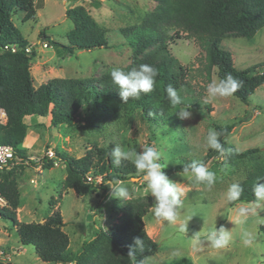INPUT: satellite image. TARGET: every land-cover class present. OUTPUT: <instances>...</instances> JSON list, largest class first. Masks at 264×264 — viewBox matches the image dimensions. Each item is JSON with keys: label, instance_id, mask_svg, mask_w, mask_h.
I'll return each instance as SVG.
<instances>
[{"label": "rangeland", "instance_id": "1", "mask_svg": "<svg viewBox=\"0 0 264 264\" xmlns=\"http://www.w3.org/2000/svg\"><path fill=\"white\" fill-rule=\"evenodd\" d=\"M34 2L36 16L33 20L24 22L23 13L18 11L13 16V22L28 45L37 52V58L31 62L34 68L32 80L36 88L56 79L97 80L110 68L130 65V41L120 33V29L138 24L140 17L151 13L156 7L150 0ZM66 2L69 4L66 5ZM72 6L84 7L98 23L107 27L109 49L75 51L74 54L64 51L62 45L68 44L67 33L74 28L73 22L66 16L67 9ZM41 32H45L49 39L41 42ZM128 38L131 39V36ZM44 43L48 44V48L43 46ZM168 43L171 54L188 69V88L192 92L184 91V96L196 100L202 110L189 109L193 116L182 121L181 129L164 137L159 135L157 139L153 138L148 124L140 119L134 120L129 126L106 120L95 134L80 129L67 131L69 134L65 136L63 130L51 126L50 115L28 117L27 124L32 127L28 132L34 134L28 136L26 141L29 142L27 149L33 157L28 158L25 164L0 169V176L14 169L19 174L21 205L16 210L17 220L21 223H44L54 212L59 211L65 222L63 230L70 238L69 249L73 253L78 252L82 244L91 240L99 229L110 230L119 222L127 201L150 198L154 203V198L144 190L146 182L142 178L123 181L130 193L126 202L111 198L108 185L105 186L109 189L108 194L98 188L94 193L78 196L74 190L64 188L67 171L63 163H57L49 170L43 168L42 159L47 151L65 150L80 158L94 142L104 147L113 145L115 148L120 145L124 150L138 153L142 152L143 146L151 145L162 151V163H168L167 167L183 162L182 159L188 162L206 161L208 169L216 173V183L209 189L197 184L190 174L176 173L168 177L177 183L182 193L181 215L176 224L170 225L155 218L154 208L150 210L144 218L145 228L160 248L157 254L141 264H264V232L261 230L264 227V207L257 208L254 203L229 207L227 190L230 184L241 181L244 173L222 165L218 159H206L210 150L206 145L207 133L209 129H215L216 125H237L228 143L238 151L260 148L264 152V85L257 89L249 104L234 96L209 98L207 85L212 80L218 82L219 77L217 68L213 69L210 79L207 77L204 68L205 50L187 34ZM222 46L232 54L235 67L239 70L264 64V28L252 39L229 37ZM0 122L4 124L2 115ZM32 179L36 182L31 183ZM181 224L187 225L185 231H180ZM215 227L232 231V240L227 249H213L208 245L207 234ZM244 231L253 233V246L242 243ZM0 249L3 263L48 264L39 259L33 246L21 245L13 222L2 217Z\"/></svg>", "mask_w": 264, "mask_h": 264}, {"label": "trees", "instance_id": "2", "mask_svg": "<svg viewBox=\"0 0 264 264\" xmlns=\"http://www.w3.org/2000/svg\"><path fill=\"white\" fill-rule=\"evenodd\" d=\"M150 1L156 4L154 11L140 17L138 24L120 29V33L130 41L132 50V62L122 69L130 71L140 64H151L157 68L159 75L151 94H142L139 99H130L124 104L118 87L110 77L113 68L97 80L56 79L35 90L30 66L37 52L24 40L13 22V16L18 11L23 13L24 22L33 20L36 16L35 2L0 0V110L7 117L5 124L0 123V145L11 146L16 157L24 162L33 157L24 147L29 133L25 118L33 115H50L51 126L63 130L65 136L69 134L67 131L80 129L95 134L106 120L129 126L134 120L140 119L148 124L156 139L159 135L164 137L177 132L181 129L182 120L175 114L176 111L181 108L202 110L196 100L184 96V91L192 92L188 88V69L180 64L169 48L168 42L183 34L194 38L205 50L204 68L207 77L210 79L213 69L217 68L219 80L231 74L242 81L243 87L233 96L249 104L257 89L264 85V64L239 70L235 67L232 54L223 48L222 43L229 37L252 39L264 28V0ZM66 16L74 25L66 36L68 44L62 45L67 54L110 48L107 38L109 30L84 7L72 6L67 9ZM130 36L131 39L128 38ZM45 39H49L47 34L41 32L40 41ZM28 48L30 52H27ZM168 85L177 89L182 105H170L165 91ZM236 126H214L221 133V144L230 151L220 156L216 150L210 149L206 157L218 159L222 165L244 173V178L238 182L243 187V193L239 200L229 201L231 208L241 203H253L256 199L253 193L255 184H264L263 149L238 151L228 143ZM112 148L113 145L104 147L94 142L80 158L56 149L55 159H42L43 168L49 170L56 163H63L67 171L64 188L74 190L78 196L89 195L98 188L108 194L109 189L105 186L110 180L142 178L130 161L115 167L110 156ZM182 161L164 169L168 177L183 173L184 167L192 163L185 159ZM98 178L102 179L100 184L96 182ZM18 180L19 174L15 169L0 176V196L8 203L6 208L1 209L0 217L13 222L21 245L33 246L42 262L141 264L158 253L160 246L148 235L144 223V218L153 208L150 198L127 201L119 222L113 228L99 229L91 240L84 242L81 249L73 253L69 249L70 238L63 230L65 222L59 211L54 212L44 223H21L17 220L16 210L21 205ZM261 230L264 232V227ZM137 238L144 242L142 252L136 249ZM130 250H135V257H129ZM0 264L10 263L0 260Z\"/></svg>", "mask_w": 264, "mask_h": 264}, {"label": "clouds", "instance_id": "3", "mask_svg": "<svg viewBox=\"0 0 264 264\" xmlns=\"http://www.w3.org/2000/svg\"><path fill=\"white\" fill-rule=\"evenodd\" d=\"M159 73L156 67L151 64H140L138 67L125 71L122 68H113L110 71L112 83L118 87L121 100L127 103L130 99L137 100L141 95L151 94L155 90L157 77ZM243 87V82L235 79L231 74L218 82L212 80L206 88L209 98H228L238 92ZM167 99L171 106L182 105L183 101L177 89L168 85L165 89ZM175 114L180 120H189L193 113L188 108H181ZM151 115V113H150ZM221 133L212 128L208 130L206 145L208 148L216 150L220 156H225L230 150L225 149L220 142ZM167 143V137L164 138ZM110 156L115 167H120L124 162L130 161L138 174H142V179L146 182L145 191L154 198L153 208L156 219L176 224L181 215L182 201L181 191L176 182L171 181L164 169L168 163H162L163 153L155 146H143L142 152L127 151L120 145L111 149ZM183 173L190 174L197 184H203L209 189L216 183V173L208 169L205 163L193 160L190 165H186ZM111 198L126 202L129 198V189L123 181L114 180L108 182ZM243 193V187L238 183L230 184L227 190V200L237 201ZM255 201L253 203L257 208L264 207V184L257 182L253 188ZM187 225L181 224L180 231H185ZM232 240V231L224 227H217L208 232L206 241L213 249H227ZM245 246H253L255 237L252 232L244 231L241 237ZM136 249L143 251L144 242L137 238L135 240ZM129 257L136 256L135 250L129 251Z\"/></svg>", "mask_w": 264, "mask_h": 264}, {"label": "built area", "instance_id": "4", "mask_svg": "<svg viewBox=\"0 0 264 264\" xmlns=\"http://www.w3.org/2000/svg\"><path fill=\"white\" fill-rule=\"evenodd\" d=\"M43 46L45 48H48L47 43H44ZM12 49H13V51H15V48H12ZM27 52H30L29 48L27 49ZM1 115L5 117L6 114L4 111L0 110V116ZM45 157H47L49 160H53V159H55V154L51 149H49L47 151ZM27 162H28V160H26L24 162L21 159L17 158L15 155V151L11 146L0 145V169H3V168L11 169L12 167H14L16 165L25 164ZM89 180L91 181V178H89ZM101 181H102L101 178L96 179L97 183H101ZM35 182H36V180H34V179L31 180V183H35ZM7 206H8L7 201L0 196V209L6 208Z\"/></svg>", "mask_w": 264, "mask_h": 264}, {"label": "crops", "instance_id": "5", "mask_svg": "<svg viewBox=\"0 0 264 264\" xmlns=\"http://www.w3.org/2000/svg\"><path fill=\"white\" fill-rule=\"evenodd\" d=\"M68 4H69V3L66 2V5H68ZM36 58H37V56H36ZM38 64L41 65V62H38ZM35 68H36V67H35ZM33 69H34V68H32V67L30 66L31 77H32V70H33ZM32 81H33V80H32ZM33 87H34V85H33ZM34 89L36 90V89H38V88L34 87ZM33 116H34V115H33ZM36 116H37V115H36ZM29 117H30V116H29ZM27 118H28V117L25 118V122H26V124H27V120H26ZM6 121H7V117H6V115H5V117H4V124L6 123ZM33 121H34V120H33ZM38 123H39V121L36 122V124H38ZM27 125H28V124H27ZM35 126H36V125H35ZM37 126H38V125H37ZM28 128H29L28 130L31 131V128H32V127L30 126V124L28 125ZM32 134H34V133H32V132H31V133H28V136H30V135L32 136ZM36 135H37V134H36ZM28 136H27V138H28ZM32 139H33V138H32ZM25 141H26V140H25ZM32 141H33V140H32ZM26 143H27V144H26ZM28 144H29V142H28V140H27V141L24 143V147L27 148V145H28ZM37 169H38V168H37Z\"/></svg>", "mask_w": 264, "mask_h": 264}, {"label": "water", "instance_id": "6", "mask_svg": "<svg viewBox=\"0 0 264 264\" xmlns=\"http://www.w3.org/2000/svg\"><path fill=\"white\" fill-rule=\"evenodd\" d=\"M133 180H139V179L134 178Z\"/></svg>", "mask_w": 264, "mask_h": 264}]
</instances>
